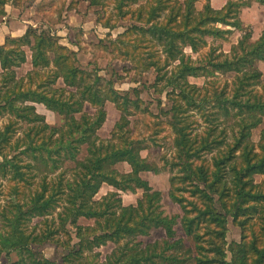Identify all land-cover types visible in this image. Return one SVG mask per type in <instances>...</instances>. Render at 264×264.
Segmentation results:
<instances>
[{
    "label": "trees",
    "instance_id": "1",
    "mask_svg": "<svg viewBox=\"0 0 264 264\" xmlns=\"http://www.w3.org/2000/svg\"><path fill=\"white\" fill-rule=\"evenodd\" d=\"M18 1L0 0V22L6 16L5 7L10 3L17 7ZM90 1L91 4L99 3L98 0ZM150 1L148 5L131 10V19L144 27L131 26L116 42L124 45L127 44L124 37L133 33L139 35L137 44H133L134 52L138 48H147L143 56L145 63L147 68L156 70L158 80L163 78L160 74L168 73L167 67L179 63L170 72L171 77L166 78L167 86L179 89L181 93L179 98L173 100L169 111L176 149V162L172 165L179 166L178 173L183 175H177L173 181L177 178L189 183L192 188L190 193L197 200L190 201L191 210L188 209L184 199L178 197L177 190L172 187L170 197L184 213L180 222L178 217L167 216L156 205L162 197L161 192L154 191L142 174L158 175L162 170L143 157L145 149L141 147L142 142L132 138H112L114 144L103 142L97 134L107 121V103H113L121 112L120 121L123 119L125 110L113 98L115 90L110 88L104 92L96 89L95 84L103 80L100 77H95L93 84H87L86 77L92 76V73L76 66V52L62 46L58 36L29 27L23 37L7 38L5 45L0 47V117L9 119L4 131L0 132V158L3 161L0 162V188L5 183H13L7 196L9 206L0 213V220L11 228L6 237L0 234V254L21 251L26 247L29 249L34 242L45 241L51 234L44 235L41 240L35 237L30 242L32 235L22 228L24 221L27 217L49 216L52 207L61 205L63 211L58 214L59 222L63 227H75L80 240V244L72 248L62 264H87L86 253H92L108 242L119 245L123 241H126L125 246L114 251L106 264H191L194 261L196 264H264V192L262 185L254 181L256 175H264V130L261 153L256 152V146L250 141L251 133L264 119V91L258 94L251 89V86L261 84L263 80L257 63L264 62V32L256 42H251L252 35L248 34L232 48L231 54H215L216 50L211 48L208 65L197 66L202 62L186 56L183 49L189 47L198 54L201 45L208 46L207 39L225 40L232 30H224L219 25L240 30V20L229 21L234 0H228L221 10L212 6V0H206L202 10L196 8L200 0H174L172 4H168V0ZM250 1L264 6V0ZM244 7L250 6L246 4ZM141 42H145L146 46H141ZM161 45L166 48L164 66L159 52L153 50L154 46ZM26 49L32 52L33 70L26 78L20 79L17 69L28 62ZM48 50L55 54L54 60L49 58ZM126 53L127 56L131 54L129 51ZM52 64L56 70L49 72L51 76H48V81L33 87L41 79L42 72L49 70ZM207 71L210 74L235 75L231 105L229 100L218 104L216 118L206 116L203 107L211 100L216 88L212 85L209 89L208 86L200 88L190 82L191 78L206 77ZM59 81L64 87L51 88ZM67 88H75L76 92H69ZM203 92H207L209 97L203 98ZM85 103H90L97 113L93 116L82 115L80 120L74 118V114L82 113ZM37 105L63 116L64 127L49 125L45 116L38 113ZM191 112L199 114L203 121L195 123L198 128L194 127ZM220 115L231 116L234 120L225 122L223 118H218ZM120 121L114 127L115 136L122 128ZM19 122L37 125L26 135L31 141L26 140L21 145L17 141L11 152L16 153L26 146L17 155L3 154L6 153V146L12 147L10 141ZM32 132L35 136L43 133L37 138L38 142L31 137ZM56 135L58 139L54 138ZM218 138L224 140L217 142ZM83 145L88 146L87 156L78 160ZM206 155L210 156L211 163L205 160ZM24 162L26 166L22 167ZM33 162L49 168V173L67 162L75 166L67 169L69 178L66 171L59 177L50 178L49 173L36 168ZM198 162L199 165H196ZM51 164L59 166L51 168ZM118 164L128 165L130 171L120 173L116 168ZM26 167L28 171L25 172ZM7 168H10L9 172L14 170L11 179L7 178ZM30 170L35 174H30ZM34 178L39 179L40 183L34 184ZM2 180H5L4 184ZM33 184L38 187L32 189ZM104 185L116 191L97 202L95 197ZM139 190L144 194L137 205L125 206L121 194L137 193ZM192 211L196 213L195 217H191ZM229 217L234 225L243 229L241 242H235L228 248L232 255L230 260L226 250ZM81 218L94 219L95 226L81 227L77 223ZM179 223L185 235L196 244L195 251L191 248L184 251L192 258H187L185 254L179 256L180 249L184 250L180 240L172 243L165 241L162 245L156 243L145 248L136 242L138 237L149 236L156 229L164 230L171 240L176 236L174 227ZM253 226H259V235L254 232L250 240L248 230ZM67 247L71 249L70 244ZM193 253L196 255L193 256ZM29 254L35 256L30 249ZM32 264L58 263L40 259Z\"/></svg>",
    "mask_w": 264,
    "mask_h": 264
},
{
    "label": "rangeland",
    "instance_id": "2",
    "mask_svg": "<svg viewBox=\"0 0 264 264\" xmlns=\"http://www.w3.org/2000/svg\"><path fill=\"white\" fill-rule=\"evenodd\" d=\"M98 0L99 3L91 4L90 0H19L17 3V14L20 18L29 19L33 23L30 28L35 30H44L51 36H58L61 38L60 44L70 50L76 52V66L82 71H86L92 76H88L87 84H93L96 80L95 77H100L102 82L95 84V88H100L102 91H108L110 88L115 90L113 98L118 100L122 109H124L123 119L120 121L121 112L117 110L113 103H107V121L104 126L98 131V136L103 142H114L112 138H132L136 142H142L141 147L145 150L142 152L143 157L147 158L150 162L155 164L158 169L162 170L160 174L154 173H143L142 178L147 180L156 192H161V199L156 204L160 206L161 210L169 217L180 218L184 215L182 208L174 202L170 197L172 187L176 189L178 197L184 199V204L188 209L191 210L190 201H196L197 197L191 195L192 188L189 183L183 182L182 180H175L173 178L179 175V166H173L172 163L176 162V149L174 147L175 134L172 131L170 125L171 117L169 111L172 107L173 100L179 98L181 93L179 89L167 86L166 78H170V72L175 70V67L179 64L178 62L173 63L167 67L168 73L163 72L160 74L163 78L158 80V73L154 68H147L144 60V50L138 48L134 52L133 44H137V40L140 39L139 35L132 34L129 37H124V41L127 44L121 45L116 41L119 37L125 34L128 29L133 26L144 27L140 23H136L131 19V10L137 9L140 6L148 5L150 0ZM155 0H152L154 3ZM174 0H168V4H172ZM185 2L186 0H179ZM231 2V1H230ZM234 7L232 8V14L230 15V22H238L240 20L242 26L240 30L228 28L219 25L224 30H232L230 34L225 36V40H215L212 38L207 39L208 46L204 47L201 45L199 53H194L189 47L184 48L183 52L186 56H191L194 61H200L197 66H207L208 59L210 56L211 48L215 51V54L223 52L224 54H231L232 48L239 44L240 40L248 34L252 35L251 42H256L264 32V6L250 0H234ZM122 3V4H121ZM228 3V0H212V4L216 10H221V6ZM206 4V0H200L196 3V8L202 10ZM248 4L250 7H244ZM132 8V9H131ZM220 8V9H219ZM167 13V9L164 11ZM31 14L33 17H31ZM150 26V25H149ZM147 26V28H149ZM136 42V43H135ZM141 46H146L145 42H141ZM154 45V44H153ZM153 50H157L163 60L162 65L164 66V60L166 59V48L164 45L154 46ZM182 50V48H181ZM28 54V62L21 68L17 69V74L20 79L27 77L28 73L33 70L32 66V52L26 49ZM49 51V50H48ZM127 51L131 54L127 56ZM134 52V53H133ZM143 54V55H142ZM48 56L51 60L55 59V54L51 51L48 52ZM70 64L72 62L70 61ZM257 67L263 73V80L261 84L251 86L255 93L262 94L264 91V62L257 63ZM210 68V67H209ZM56 70L55 65L52 64L49 70L42 72L41 79L35 82L33 87H36L38 83L42 84L48 81L49 72ZM97 75V76H95ZM206 77L191 78L190 82L193 85H197L200 88L208 86V89L214 86L216 89L214 95L208 104L204 105L206 110V116H214L216 118L219 112L220 104H223V100H229L234 93L233 84L235 83L234 74H210L208 71L205 73ZM49 76V77H48ZM50 81V80H49ZM28 83V80L24 82ZM255 84V83H254ZM253 84V85H254ZM212 85V86H211ZM64 87L62 81L54 85L51 88L59 89ZM36 89V88H35ZM69 92H76L75 88H67ZM136 91V92H135ZM226 91V93H225ZM225 93V94H224ZM213 94V93H212ZM69 94L67 95V97ZM201 96L209 97L207 92H203ZM77 100V99H76ZM219 104V105H218ZM231 105V104H230ZM37 111L40 115L45 116L46 121L49 125L55 128H63L65 125V119L63 116L48 111L44 106L37 105ZM97 113L90 103H85L82 113L74 114L73 117L80 120L82 115L93 116ZM189 115V113H187ZM194 116V124L203 122L199 114L192 113ZM218 118H223L225 122H233V117L220 115ZM120 121L122 128L116 132L115 136V125ZM254 121H252L253 123ZM9 123L8 117H0V132L4 131L5 126ZM15 135L11 138L12 147L6 146L3 154H11L10 156L21 153L26 146H23L16 153L11 152L14 150L15 143L21 145L26 140L31 141L30 138H26V135L30 133V130L37 125H27L19 122ZM239 123V122H238ZM251 123V124H252ZM233 124V123H232ZM194 127L198 128V124ZM195 129V128H194ZM264 130V119L262 124L254 129L251 133L250 141L256 146V152L261 153L260 145L262 144ZM117 131V129H116ZM123 131V133L121 132ZM35 136L34 132L31 133V137L40 138ZM124 136V137H123ZM58 139L57 135L54 137ZM224 138H218L217 142H222ZM226 139V138H225ZM215 141V140H213ZM118 140H116V144ZM122 144V141H119ZM232 142V141H231ZM120 146V145H119ZM139 147V145H138ZM81 153L78 156V160H83L87 156V145L81 147ZM221 148H225L221 143ZM63 154V152L61 153ZM56 158L57 156L54 155ZM205 160L211 163L210 156L206 155ZM0 162H3L0 158ZM28 164L32 162L27 161ZM33 165L39 170L49 173V168L44 165H39L33 162ZM199 165V162L196 163ZM25 162L23 163L24 167ZM59 166V165H55ZM51 164V168L55 167ZM72 162H67L62 167L56 169L55 172L49 173L50 178L59 177V175L67 172V169L74 168ZM56 168V167H55ZM120 173H128L129 167L125 164H118L116 166ZM10 168L6 169L8 173ZM7 174V178L11 179L14 170H11ZM24 171H28V168H24ZM68 173V172H67ZM30 174H35L31 172ZM70 174L68 173L67 178ZM183 176V175H179ZM68 180V179H67ZM254 181L258 185H262L264 192V175H256ZM5 180L1 183L4 184ZM34 184H38L39 179L34 178ZM33 184L32 189H36L38 186ZM11 185L13 183H5L0 188V213L3 209L9 206L7 196L11 191ZM22 190V189H21ZM114 192L113 188L104 185L98 195L95 197V201L100 202L102 198L107 196L109 193ZM144 192L139 190L135 194L122 193V200L125 206L137 205V202L142 199ZM23 195V194H22ZM23 197H21L22 199ZM23 200V199H22ZM8 202V203H7ZM59 207V208H58ZM26 210H28L26 208ZM104 210V209H102ZM51 213L46 217L33 216L26 218L22 228L27 230V234H31L30 242H33L35 237H39V240L43 239L44 235H50L45 241L39 243L37 241L31 244L29 249L33 251L35 256L29 254V249H25L17 252H2L0 254V264H17L25 263L32 264L35 260L47 259L51 262L58 264L64 263V258L69 254L72 248L80 244V240L77 238L78 231L75 227L68 225L63 227L58 220V214L63 209L61 205H55L51 209ZM254 214V213H250ZM192 216L195 217L196 213L192 211ZM102 221H105L103 219ZM95 220L89 219H78L77 223L83 228L94 227ZM254 222V221H253ZM227 258L231 259L232 255L228 251V248L233 243H240L243 229L241 226L234 225L233 219L228 218L227 221ZM0 231L1 236L6 237L11 231L8 223L0 220ZM176 236L169 240L164 230L156 229L152 230L149 236H140L136 239V242L145 248L148 245H154L159 243L162 245L165 241L175 242L180 240L183 242L184 250L180 249L179 256L186 255V249L191 248L196 250V244L191 237L186 236L182 230L181 224L179 223L174 227ZM259 235V226H253L248 230V238L251 240L253 233ZM101 234V233H99ZM92 240V239H91ZM126 241L116 245L113 242H108L106 245L95 249L92 253H86L85 263L87 264H106L107 258L114 253L117 249H121L125 246ZM71 245V249L67 245ZM207 246V244H205ZM196 255L193 253V256ZM211 255V254H209ZM187 258L191 255H186ZM208 258H211L207 256ZM192 258V257H191ZM23 260V262L21 261ZM191 264H196L190 262Z\"/></svg>",
    "mask_w": 264,
    "mask_h": 264
},
{
    "label": "crops",
    "instance_id": "3",
    "mask_svg": "<svg viewBox=\"0 0 264 264\" xmlns=\"http://www.w3.org/2000/svg\"><path fill=\"white\" fill-rule=\"evenodd\" d=\"M226 4L222 5L221 9L224 8ZM15 10H17V8L14 7L11 3L5 7L6 16L0 22V47L5 45L7 38L23 37L26 34L29 27L33 24L29 19L25 20L23 18H20ZM31 17H33L32 14ZM107 186L113 188L109 185ZM114 191L116 190L114 189ZM126 194H135V193L127 192Z\"/></svg>",
    "mask_w": 264,
    "mask_h": 264
}]
</instances>
